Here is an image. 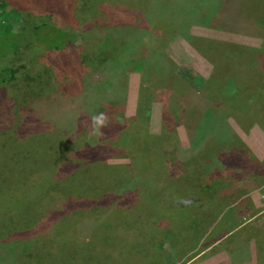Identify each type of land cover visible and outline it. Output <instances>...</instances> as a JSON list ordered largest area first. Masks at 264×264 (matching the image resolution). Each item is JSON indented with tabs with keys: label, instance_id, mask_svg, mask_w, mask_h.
Wrapping results in <instances>:
<instances>
[{
	"label": "rangeland",
	"instance_id": "1",
	"mask_svg": "<svg viewBox=\"0 0 264 264\" xmlns=\"http://www.w3.org/2000/svg\"><path fill=\"white\" fill-rule=\"evenodd\" d=\"M169 1L159 4L165 20L157 19L117 54L125 64L148 51L140 64L154 65L151 76L133 71L118 91L77 99L82 92L75 78L62 74L60 83L73 97L68 111L96 106L102 121L121 125L110 149L81 153L97 142L92 116L78 127L87 119L79 116L73 134L63 129L62 156L51 151L60 144L46 148V136L33 128L69 126L61 119L65 114L45 106L40 87H27L30 74L0 79V264L12 263L2 256L12 249L14 264H220L236 243L242 253L231 264L246 258L264 264V0H255V12L249 6L235 12L231 0ZM258 9L261 15L254 14ZM82 14L88 21L98 17L90 10ZM22 19L14 32L48 18ZM48 29L40 28L37 38L54 47L60 35L50 31L46 37ZM190 40L204 59L213 58L210 67L201 65L203 57ZM251 59L253 72L242 69ZM16 60L22 58L0 56V75ZM38 73L32 70V76ZM226 104L234 111L225 110ZM57 132L63 135L59 127ZM95 159L103 167L89 169ZM94 185L107 191L104 197ZM114 196H122V203ZM107 221L115 230L109 235ZM14 232L28 234L23 239L32 254L23 256L14 240L3 239Z\"/></svg>",
	"mask_w": 264,
	"mask_h": 264
},
{
	"label": "trees",
	"instance_id": "2",
	"mask_svg": "<svg viewBox=\"0 0 264 264\" xmlns=\"http://www.w3.org/2000/svg\"><path fill=\"white\" fill-rule=\"evenodd\" d=\"M164 1L165 0H0V45L3 47V50H0V56L5 55L16 57L17 59L19 57L22 58V61L16 60V63H12L9 68L4 69L0 75V79L3 78V80L7 82V79L9 78L15 80L18 77V73L24 75L30 74L25 77L27 87H29L30 90H33L35 85L40 87L41 92H43L42 95L46 96L42 97L45 101V106H55L56 108H59L58 112L60 111V113L62 112L66 116H61V119L68 123L66 125H69L63 126L61 124V126L56 123V126L58 125V127L62 129L63 135L60 134V132L58 134V127L54 129L44 127L40 129L39 127H34V134L46 136L45 140L48 145L45 146L46 148L56 142L57 144H60V147L62 146V149H60V147L58 149L57 147L53 150L51 149V151L62 156L63 144L67 143L64 139L65 135L63 129L73 134L76 130L72 129L76 128L75 122L79 116H83L82 118L87 119H84L79 123L78 127L88 124V122H90V117L92 116L91 118L93 121L90 128L97 136V142H94V145L92 144V146H85L81 150V153L89 156L92 152V148L97 152L100 149H110V147H112V140L120 138L121 125L115 120L112 121V118L111 120H108L109 123L102 121L99 117L100 110L96 106L93 109L91 106L74 108L72 111H68L65 108L67 105L71 104L73 97L70 96L66 84L60 83L63 82L61 77L62 74H65L66 76L69 75L75 78L76 85L80 87L78 92L82 93L74 97L80 99L83 97L86 98L90 93H94V95L100 97L105 90L107 93L118 91L119 88L122 87V78L126 77V75L133 71H138L140 73L144 72L151 76L152 71L154 70V65L151 66V64H148L143 68L140 64L145 57L149 56L148 54L150 53L148 51L137 55L125 64L119 61L117 54L128 47L126 45L128 40L131 38H134L135 40L142 36L143 31H146L143 29L149 28L150 30V26H152L157 19L165 20V17L161 12L163 6L159 5ZM229 1L230 0H226L224 3L229 5ZM242 1L243 2L240 3L238 0H231L233 11L236 12L235 8L237 7L251 6L249 0ZM85 5H87L86 9L83 8ZM214 8L219 9L220 7L216 8L215 6ZM224 9L225 6L221 8L222 12ZM85 10H90L91 13L97 12L98 14L96 16L98 17L88 21V18H85L82 14ZM191 11H193V9ZM10 14H12V16ZM26 14H40L48 19L41 24H35L29 28L26 27L25 24L23 28L24 30H16V32H14L13 30L16 28L15 23L17 21H23L22 17ZM215 15H217V13ZM230 15L231 14L229 13L227 17ZM233 16L234 15L232 14L231 18H233ZM42 27L49 28L45 33L46 37L51 36L50 31L59 34V43H56L54 47H48L43 41L39 40V38H37L38 30ZM172 27H178V25L173 22ZM139 32H142V34ZM196 37L197 36L191 38L193 39ZM189 43L194 47L198 54L203 57L201 65L210 67L211 63H214L212 61L213 58H210V60L204 59L205 56L202 52V48L199 47L197 43L193 40H190ZM46 46L47 48H45ZM238 48H241L242 51H244L250 47L235 44V49ZM101 57H103V62L100 63ZM39 59H41V62L45 66L43 71H41L36 65L37 62L40 61ZM86 59L90 60L86 61ZM253 60L254 59H251L249 62L247 61L246 63L249 65H244L242 69H246V71L247 69H250L251 71L255 69L249 68L250 66H256ZM207 61H209V63H207ZM26 62L32 63V68H25ZM34 68H37L39 73L32 76V70ZM180 74L183 75L182 73ZM117 76L119 78H116ZM160 80L162 81V79ZM262 86L264 89V80ZM2 89L3 88H1L0 91V100L3 95ZM224 108L225 110L230 108V110L234 111V107H229L227 104ZM191 109H193V107H191ZM190 114H188V116ZM201 114L202 110H198V115L201 116ZM58 120H60V118ZM223 125L225 126V124ZM70 127L71 130H69ZM140 127L142 126H136L135 130L137 128L139 130ZM218 128L222 129V126ZM142 132L143 131L141 130L138 131L140 134ZM134 134L136 135V132ZM216 134L217 130H214V135ZM20 135H22V133H20ZM28 137L26 140H28ZM23 138L25 139V136H23ZM50 148L51 147L48 149ZM97 165L103 167V161L99 162V160L96 159L91 161L89 169H93ZM105 169L106 171L110 170L108 167ZM73 173L70 175L74 176ZM78 173H80V170ZM186 175L192 176L191 172L186 173ZM96 179L97 177H93V181H96ZM104 189L107 188L104 187ZM94 191L97 192L96 195L99 194L101 197H104L107 192H105L101 186L97 185H94ZM115 197L116 196H114V198ZM122 199V196H118L114 200H119V202L122 203ZM97 207L100 211L104 209L100 205H97ZM109 224V221H107V224H104L107 225L108 235L110 232L109 229L115 232V230H113L114 227ZM115 229L116 233H114V236L117 238V227ZM27 233L30 238L32 231L27 230ZM28 234L24 235L22 232H14L3 239L14 240V244L19 246V252H21L23 256H29L33 251H27L31 247L28 248L29 245L23 239L24 236L26 239ZM241 248L240 243L233 244L228 248L231 252L230 254H232L231 257L233 258V255H235V260L238 262L242 253ZM14 253L15 252L12 249L11 252H6L2 256L9 259L12 258L13 261L11 264H14V259H17L16 256H14ZM260 256L262 255L260 254ZM246 260L247 258L241 262H245Z\"/></svg>",
	"mask_w": 264,
	"mask_h": 264
},
{
	"label": "crops",
	"instance_id": "3",
	"mask_svg": "<svg viewBox=\"0 0 264 264\" xmlns=\"http://www.w3.org/2000/svg\"><path fill=\"white\" fill-rule=\"evenodd\" d=\"M249 2H250V4H251V6L250 7H252L250 10L251 11H253V12H255L256 10H257V6H256V3H255V5H254V2H255V0H249ZM259 11L258 12H256V13H254V14H257V15H261V10L260 9H258ZM259 18H261V16H259ZM237 208V207H236ZM237 210V209H236ZM218 241L219 242H221V240L220 239H218ZM214 244H217V243H214ZM221 251V250H220ZM230 251H229V255H230ZM228 255V254H227ZM220 255H218L217 257H215L214 259H216V258H218ZM231 258V257H230ZM230 258H228V261H224V258L223 257H221V260L219 261L220 262V264H231L232 262H231V260H230ZM226 259V258H225ZM248 261H245L246 263H244V264H249L248 262H249V260L250 259H247Z\"/></svg>",
	"mask_w": 264,
	"mask_h": 264
}]
</instances>
